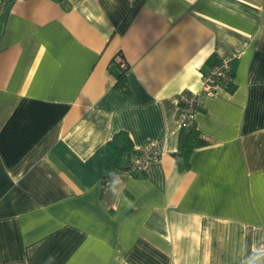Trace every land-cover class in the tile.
Wrapping results in <instances>:
<instances>
[{"label":"crops","instance_id":"1","mask_svg":"<svg viewBox=\"0 0 264 264\" xmlns=\"http://www.w3.org/2000/svg\"><path fill=\"white\" fill-rule=\"evenodd\" d=\"M225 55L177 171L179 95ZM119 131L161 160L128 174ZM260 242L264 0H0V264H242Z\"/></svg>","mask_w":264,"mask_h":264},{"label":"built area","instance_id":"2","mask_svg":"<svg viewBox=\"0 0 264 264\" xmlns=\"http://www.w3.org/2000/svg\"><path fill=\"white\" fill-rule=\"evenodd\" d=\"M231 59L229 55L222 56L218 63L208 71L203 72L199 90H186L180 93L177 120L181 127H188L193 123V115L201 107L204 97L213 96L217 88L225 87L232 83ZM114 60L122 67L125 64L119 54L114 57ZM162 155V140L148 141L136 148L135 154L123 162V167L130 175H141L149 164L159 162ZM256 246H264V242H260Z\"/></svg>","mask_w":264,"mask_h":264},{"label":"trees","instance_id":"3","mask_svg":"<svg viewBox=\"0 0 264 264\" xmlns=\"http://www.w3.org/2000/svg\"><path fill=\"white\" fill-rule=\"evenodd\" d=\"M12 2L13 0H6ZM117 63V62H116ZM119 65V63H117ZM120 66V65H119ZM127 64L120 66V72L115 74V88L124 91L125 71ZM183 130L179 135L178 149L173 153L174 167L177 171L187 170L189 168V157L193 150L205 146L208 142L203 135L196 129L194 122L188 127H182ZM108 147L112 151L117 163L122 164L127 161L130 156L135 154L136 148L132 145L131 139L124 131L115 133L107 142Z\"/></svg>","mask_w":264,"mask_h":264},{"label":"clouds","instance_id":"4","mask_svg":"<svg viewBox=\"0 0 264 264\" xmlns=\"http://www.w3.org/2000/svg\"><path fill=\"white\" fill-rule=\"evenodd\" d=\"M242 264H264V246L253 245L251 253L245 257Z\"/></svg>","mask_w":264,"mask_h":264}]
</instances>
